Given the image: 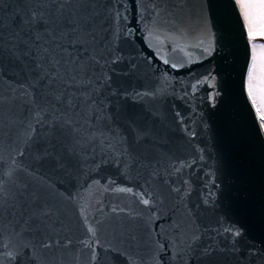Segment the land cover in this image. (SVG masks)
Segmentation results:
<instances>
[{"label": "snow or ice", "instance_id": "obj_1", "mask_svg": "<svg viewBox=\"0 0 264 264\" xmlns=\"http://www.w3.org/2000/svg\"><path fill=\"white\" fill-rule=\"evenodd\" d=\"M126 3L0 0V264H69L78 249L87 251V264H97L101 251L112 255L113 264L118 257L135 264L131 249L140 244L151 249L153 264H162L161 252L170 256L169 264H222L223 251H239L243 231L236 227L222 230L230 246L215 239L202 242L204 233L184 203L189 191L173 186L170 177L190 165L166 163L169 129L158 110L142 103L156 99L157 91L130 92L114 80L138 68L121 47L136 31L144 32V43L154 51L166 43L171 52L196 47L208 57L213 45L207 25H202L203 38L181 46L187 28L169 8V0H132L131 7ZM236 5L252 47L248 97L264 131V0H236ZM133 19L143 27H133ZM199 84L191 86L193 91ZM105 165L143 178L148 187L142 191H112L135 196L150 214L145 219L113 207L112 219H89L91 205H79L84 237L74 240L62 206L65 198L51 177L72 178L85 168L91 173ZM157 182L175 194L174 211L184 208L178 218L169 217L167 226L155 224L164 204V193L153 190ZM121 213L126 219H120ZM105 225L115 227V243L101 242ZM71 264H80V257L72 256Z\"/></svg>", "mask_w": 264, "mask_h": 264}, {"label": "water", "instance_id": "obj_2", "mask_svg": "<svg viewBox=\"0 0 264 264\" xmlns=\"http://www.w3.org/2000/svg\"><path fill=\"white\" fill-rule=\"evenodd\" d=\"M113 4L116 5V0ZM125 6L131 7L132 0H127ZM169 8L178 13L187 28L181 46L194 45L198 38H203L201 29L206 24L213 54L206 57L196 47L171 52L166 43L157 52L144 43V32L138 30L121 42L124 55L134 59L138 68L133 75L114 77V80L130 92L157 91L156 99L146 98L142 103L158 110L169 129L171 151L166 163L190 165L170 180L173 186L189 191L184 203L192 209L204 233L202 242L215 239L217 244L230 246L223 228H240L243 237L239 251H223L222 264H264V135L245 87L251 45L243 18L236 0H181L178 5L176 0H169ZM130 15L134 17L135 12ZM130 23L138 29L143 27L134 19ZM160 39L163 41L164 36ZM161 56L170 63L164 64ZM172 63L177 67H171ZM205 77L209 80L205 81ZM198 81L200 84L193 91L191 86ZM122 102L131 104V101ZM51 181L65 198L62 206L74 240L84 237L79 205H91L89 219L92 216L112 219L113 207L140 213L145 219L150 214L135 196L112 191L115 187H132L139 192L148 187L135 172L126 174L113 165H105L91 173L85 168L83 174L72 178L52 176ZM153 190L164 193V204L159 208L155 224L167 226L169 217L176 219L181 215L183 205L174 211L175 194H169L168 188L159 182L153 185ZM209 193L214 195L210 197ZM205 198L209 199L207 206L203 204ZM120 219H126L124 213ZM115 232V227L105 225L99 232L101 242L115 243ZM150 253V248L140 244L131 249V258L135 264H153ZM158 255L162 264H169L167 252ZM72 256H79L80 264H87V251L81 254L78 249L70 254L69 264ZM97 264H113L112 255L101 251ZM116 264L127 262L118 257Z\"/></svg>", "mask_w": 264, "mask_h": 264}, {"label": "flooded vegetation", "instance_id": "obj_3", "mask_svg": "<svg viewBox=\"0 0 264 264\" xmlns=\"http://www.w3.org/2000/svg\"><path fill=\"white\" fill-rule=\"evenodd\" d=\"M251 59H252V57H250V61H249V65H250V63H251ZM248 65V66H249ZM245 81H246V92H247V95H248V91H247V81H248V68H247V72H246V79H245ZM252 103V102H251ZM255 110V109H254ZM255 113H256V111H255ZM257 116V115H256ZM257 119H258V117H257ZM259 120V119H258ZM259 123H260V121H259ZM263 134H264V131H263Z\"/></svg>", "mask_w": 264, "mask_h": 264}, {"label": "rangeland", "instance_id": "obj_4", "mask_svg": "<svg viewBox=\"0 0 264 264\" xmlns=\"http://www.w3.org/2000/svg\"><path fill=\"white\" fill-rule=\"evenodd\" d=\"M255 43L259 44L261 41H256ZM251 57H252V47H251Z\"/></svg>", "mask_w": 264, "mask_h": 264}]
</instances>
